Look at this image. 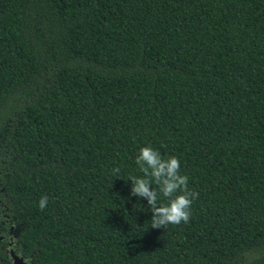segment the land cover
Wrapping results in <instances>:
<instances>
[{
  "label": "trees",
  "instance_id": "trees-1",
  "mask_svg": "<svg viewBox=\"0 0 264 264\" xmlns=\"http://www.w3.org/2000/svg\"><path fill=\"white\" fill-rule=\"evenodd\" d=\"M144 146L179 158L189 223L153 229L131 195ZM13 254L264 264V0H0V264Z\"/></svg>",
  "mask_w": 264,
  "mask_h": 264
},
{
  "label": "clouds",
  "instance_id": "clouds-1",
  "mask_svg": "<svg viewBox=\"0 0 264 264\" xmlns=\"http://www.w3.org/2000/svg\"><path fill=\"white\" fill-rule=\"evenodd\" d=\"M143 177L130 176L131 195L146 199L152 213L151 228L164 229L170 225L189 223L193 201L199 198V193L189 190L187 175L181 174L180 160L176 156L165 158L151 146L141 147L136 158ZM120 172L113 170V175ZM153 184L156 187H153ZM167 198L168 203H159V196ZM48 196L39 200V208L45 209Z\"/></svg>",
  "mask_w": 264,
  "mask_h": 264
},
{
  "label": "water",
  "instance_id": "water-1",
  "mask_svg": "<svg viewBox=\"0 0 264 264\" xmlns=\"http://www.w3.org/2000/svg\"><path fill=\"white\" fill-rule=\"evenodd\" d=\"M13 264H31L29 261L25 260L24 257L17 255V254H13Z\"/></svg>",
  "mask_w": 264,
  "mask_h": 264
}]
</instances>
